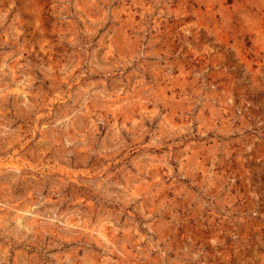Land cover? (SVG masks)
<instances>
[{
    "label": "rangeland",
    "instance_id": "rangeland-1",
    "mask_svg": "<svg viewBox=\"0 0 264 264\" xmlns=\"http://www.w3.org/2000/svg\"><path fill=\"white\" fill-rule=\"evenodd\" d=\"M0 264H264V0H0Z\"/></svg>",
    "mask_w": 264,
    "mask_h": 264
}]
</instances>
